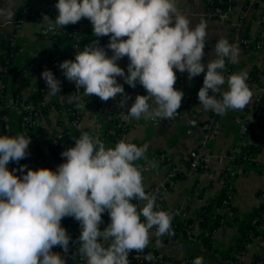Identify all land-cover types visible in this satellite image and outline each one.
I'll return each mask as SVG.
<instances>
[{"label": "clouds", "instance_id": "1", "mask_svg": "<svg viewBox=\"0 0 264 264\" xmlns=\"http://www.w3.org/2000/svg\"><path fill=\"white\" fill-rule=\"evenodd\" d=\"M55 8L54 19L42 16L43 27L55 31L86 18L95 37H109L111 56L93 40L74 60L59 64L77 90L105 102L122 95V107L129 97L117 77L146 90L147 95L135 97L126 118L173 119L184 96L174 88L176 71L187 72L190 80L204 73L198 90L204 111L223 116L244 110L252 100L246 72L224 75L226 61L237 63L239 46L219 38L205 70L207 22L192 26L176 0H57ZM13 9L0 7V19L11 23ZM123 57L129 61L127 75L117 63ZM41 78L50 95L60 92L61 82L50 70H43ZM76 99L68 96L69 103ZM30 142L24 133L0 135V264H66L71 237L61 225L65 217L80 224L79 253L87 264H130L128 254L143 252L153 236L159 240L174 234L173 215L159 208L155 193H146L142 169L136 166L145 158L147 144L121 139L106 147L98 135L85 131L61 152L65 159L55 170L20 165L10 171V162L26 158ZM105 212L110 223L100 230ZM54 247L65 255L53 252ZM192 264H204V258L198 256Z\"/></svg>", "mask_w": 264, "mask_h": 264}, {"label": "crops", "instance_id": "2", "mask_svg": "<svg viewBox=\"0 0 264 264\" xmlns=\"http://www.w3.org/2000/svg\"><path fill=\"white\" fill-rule=\"evenodd\" d=\"M48 3L49 0H0V7L11 5L14 8L11 23L0 19V59L6 52L5 41L14 36V43L18 46L10 65L6 67L0 65V81L1 79L6 81L7 87L10 89L6 95L8 104L5 110L7 121L12 129L16 127L21 108L12 103L11 89L28 97L35 94L40 85L46 102L59 106L60 103L62 104L64 91L76 89L74 83L65 78L59 64L64 60H74L77 51H82L85 45L97 38L93 35L90 21L86 18H82L75 25L69 24L64 28L57 27L55 32L60 36L56 40L49 36L53 32H44L40 24L34 20L25 18L16 26V19L23 8L33 14L37 10L44 9ZM176 5L177 10L191 21L192 26L201 20L207 22L209 38L205 43L202 59L205 70L207 63L214 58L213 48L221 37L226 38L230 43L237 44L240 50L237 63L228 62L229 74L243 71L248 75L252 69L258 68L264 62V46L252 42L260 27H264V0H257L250 5L248 0H232V5L223 20L206 18L208 6L205 0H176ZM57 15L56 9L53 19ZM73 26L76 27L75 31L71 30ZM39 32L42 35H38ZM243 38L249 40L247 45L238 42ZM73 42L76 45L75 52L72 49ZM52 53L59 54V57H56L53 69L48 68L49 64L46 68L61 82V90L55 96L49 94L47 86L41 78L43 68L40 67L39 71L37 62L39 55H43L49 60ZM117 63L127 75L128 58L123 57ZM25 64H28L27 68L20 72ZM11 67L15 70L10 71ZM174 71L176 70L174 69ZM203 78L204 73H201L190 80L185 72V94L180 108L177 110V115L171 120L157 119L155 121L144 117L138 120L127 118L129 129L123 135V139L138 146L144 144L149 146L145 158L136 162V166L142 169L145 190L164 183L166 175L172 169L186 170L184 178H171L169 186L162 189L160 209L175 210L180 216L186 218L194 217L204 200H211L218 194L222 177L227 171L232 187L230 204L235 209L233 214L237 219H243L250 209L260 201L256 195L257 191H264V119L261 120V128L257 131L260 138V150L254 155L257 165L254 166L247 161L231 163L227 156L229 151L235 147L239 148L241 145L249 144L252 139L250 135L241 134L239 131L242 120L241 110H229L223 116L210 110H202L198 100V90L203 85ZM116 79L123 86L124 94L127 92L126 90L133 89L142 95H147L146 90L139 83L133 88L124 83L121 77ZM261 88L262 77L259 76L250 86L253 92L252 99L263 93ZM209 95H212L211 91H209ZM76 97L75 107L80 114L76 126H71L68 123L67 113L58 107L51 106L46 114L36 116L34 127L29 134L31 142L27 150L28 155L23 159L28 168L35 170L51 166L55 170L63 162L58 161L57 156L52 154V149L44 140H50L64 151L74 146L75 140L79 138L77 131L86 129L88 133L100 136L107 129L109 115L111 114L113 117L115 113L121 111V108L123 109L119 104L122 95L117 96L115 100L102 101L98 109H94L91 101L82 99L87 97L83 95L82 89L76 94ZM1 109L0 105V111ZM63 127L69 129V135L61 141L60 134ZM0 135H2L1 116ZM102 142L106 147H114V143L106 138L102 139ZM38 150L45 153L43 159L38 155ZM195 150H202L203 154L208 157L206 166L201 169L188 170L184 162L194 156ZM160 155L164 157V160L158 159ZM43 160L46 162V166ZM233 214L231 212L225 215V218L230 221V225L221 226L213 234L215 251L212 254L206 253L195 237L174 240L160 238L157 240L153 236L151 241L155 243L154 245L163 248V253L168 256L161 264H181V260L184 259L190 248L193 252L206 254L203 258L204 262L208 264H224L222 258L231 247L236 233L237 219L233 221ZM102 221L103 223L99 226L100 230L110 223L107 212L102 214ZM64 228L71 240L79 243L78 237L81 231L79 222L72 227ZM198 231L199 229L194 226V236ZM253 255L264 258V232L261 236L254 238L245 250L237 255V258L241 263H247ZM66 264H87V260L85 258L82 262L68 261Z\"/></svg>", "mask_w": 264, "mask_h": 264}, {"label": "trees", "instance_id": "3", "mask_svg": "<svg viewBox=\"0 0 264 264\" xmlns=\"http://www.w3.org/2000/svg\"><path fill=\"white\" fill-rule=\"evenodd\" d=\"M57 0H49L48 5L42 9L37 10L31 14L29 10H26L25 8L22 9L21 14L18 15V18L25 17L26 19L34 20L38 22L40 25V21L42 20L43 15H47L49 18H53L55 16V4ZM246 3V2H245ZM207 4V3H206ZM210 6H217L220 7L223 10L229 9L232 5V0H210L209 1ZM42 26V25H41ZM43 27V26H42ZM56 31V30H55ZM38 35H42L41 32L38 33ZM51 39H58L59 34L56 32H53L49 35ZM95 40L98 41L99 46L104 47L105 51L108 55H111V51L107 49V44L109 42L108 36L103 37H97ZM13 42V43H12ZM4 47L6 49L5 54L0 59V65L6 67L9 66L11 63V59L13 58L14 54L16 53L18 46L15 45L14 40L11 38L4 42ZM48 56V55H47ZM56 57H59V54H56ZM48 59L44 58L43 55H39L38 57V65H39V71L40 67L43 68V70L47 69V65L49 64ZM41 61V62H40ZM28 64L23 65V67L20 69V72L24 69H26ZM10 71L15 70V68L11 67L9 69ZM260 76V70L258 68H254L250 71V73L247 75V84L250 88L252 83L256 81ZM176 82L174 85V88L182 91L185 94V87H186V80H185V72L181 73L179 71H176ZM0 105L2 107L0 111L1 116V123H2V135H15L17 133H24L29 136V134L32 132L33 129V123L36 118V116L40 114H46L51 106H54L55 108L58 107L59 109L64 110L67 113L68 121H72L74 119L79 120L80 114L77 111L75 107V103L77 100H74L73 102H68V96L71 95L73 97H76V94L80 91L77 89H66L62 95V104L60 103L59 106L57 104H50L47 103L44 99V92L41 89V86L39 85L37 92L33 95H30L28 97L22 96L18 91L11 89V100L12 103L16 104L17 106H20V113L19 117L16 121V127L13 129L11 128V125L8 123L6 118V105L7 99L6 95L8 90H10L7 87L6 81H0ZM129 91V90H126ZM125 92V91H124ZM136 92V91H135ZM9 93V92H8ZM136 95H142L138 92H136ZM121 95H118V97ZM184 97V96H183ZM82 99H87L93 103L94 109H98L100 105L102 104V100L99 97L96 96H87L83 97ZM124 99V97L121 98V100ZM120 100V101H121ZM129 101V100H127ZM31 104V108L26 109L24 108L25 105ZM128 107L125 105L122 111L117 112L113 115L112 121L109 125V127L99 136L102 139H108L109 141L114 143V146L117 142H119L121 139H123V135L127 132L129 129V124L127 122L118 120L121 112H127ZM248 109V108H247ZM250 111L252 115L254 116L255 120L252 122L244 120L246 125L247 132L250 133L252 141L249 144H244L239 146V149L236 152H233L232 150L229 151L228 154L233 153L234 158L230 160L231 163H242L244 161L249 162L252 165H257L256 160L254 159V155L260 150V138L257 134V131L261 128V120L264 119V92L260 95L256 96V98L252 99V103L250 106ZM251 125L256 126L257 131H253L251 129ZM88 132L86 129L77 131V134L80 136L83 132ZM69 135V129L67 127H63L61 134H60V140H65ZM44 142L48 145L50 149H52V154L54 156H57V159L59 162H64V159L60 154L62 149L58 147V145L52 143L50 140H44ZM197 153V150L194 151V154ZM44 152L38 150V155L40 157H44ZM228 156V155H227ZM193 157H190L186 162H184V165L187 166V169H201L203 167L197 165V167H191L190 163L192 161ZM44 165L46 166V162L43 160ZM20 165H25L23 160L17 164L16 162H10L8 165L9 170L11 171L13 168H19ZM49 169L54 170L51 166L47 167ZM186 171V170H185ZM185 171H178L174 170L172 178L174 179H180L184 178ZM19 175V172L16 173ZM230 185V182L228 180V173L223 175L222 177V184L219 189L218 194L215 196V198L211 200H204L203 203L200 206L199 211L196 213L194 217H182L176 212L175 210L168 211L173 215V222H172V235L162 236L160 238H169V239H191L192 237H195L196 240H199V243L201 247L204 249V251L208 254H212L215 251L214 243H213V234L223 225H230V221H228L225 218L226 211L232 212V214L235 212L234 206L230 204L228 195L226 193V187ZM169 186V183L166 182L164 184V187L167 188ZM146 191V190H145ZM160 193H156V195L159 196ZM161 195V194H160ZM257 197L259 198V202L256 206L252 207L250 211L247 213V215L243 219H237L236 216L233 214V221H236L237 219V227H236V233L233 240V243L231 247L229 248L228 252L224 255L222 258L223 263L227 262V264L231 263H238V264H264V258L260 257L258 255H253L251 260L247 263H241L237 255L245 250L246 246L256 237L261 236V234L264 232V191H257L256 193ZM158 202H162V199H157ZM225 208V210H224ZM143 220V218H142ZM74 218L72 217H65L61 221V225L63 227H72L75 223H77ZM194 226H196L199 231L195 234H193ZM66 229V228H65ZM154 231V230H153ZM159 238V239H160ZM152 240V239H151ZM149 242L148 247L145 248L146 251L152 250L155 252H161L162 253V261H164L168 256L163 253V248L158 247L154 245L155 243L153 241ZM69 246L71 245V239L69 242ZM199 254L196 252H193L191 248L187 251L186 256L183 260H181V264H192V261L198 257V256H205L206 254ZM82 262V261H78ZM130 264H159L157 262H152L148 260H143L141 262L139 261H129ZM204 264H208L204 262Z\"/></svg>", "mask_w": 264, "mask_h": 264}, {"label": "built area", "instance_id": "4", "mask_svg": "<svg viewBox=\"0 0 264 264\" xmlns=\"http://www.w3.org/2000/svg\"><path fill=\"white\" fill-rule=\"evenodd\" d=\"M205 1H206V3H207V6H208V11H207V13H206V18H209V19H210V18H214V19H222V20L226 18V14H227L228 9L223 10V9H221L220 7H217V6H210V5H209V1H210V0H205ZM256 1H257V0H248V3H249V5H250V4L255 3ZM24 20H25V17L17 18V19H16V23H15L16 26H18V25H19L21 22H23ZM74 25H75V24H74ZM40 26H41V25H40ZM42 28L44 29V32H47V31H48V32H55V31H52L51 28H45V27H42V26H41V29H42ZM71 30L75 31V30H76V27L73 26ZM14 38H15V37L12 36V39H13V40H14ZM238 42H239L240 44L247 45V44L249 43V40L243 38V39L238 40ZM252 42H254L255 44H257V45H259V46H260V45L264 46V27H260V29L258 30V32H257V34H256V36H255V38H254V40H253ZM12 43H13V42H12ZM72 49L74 50V52L76 51V45H75V42H73V44H72ZM48 61H49L48 68L53 69V67H54V65H55V63H56V62H55V61H56V55L52 53V54L50 55ZM228 65H229L228 62H226V68H227V71L224 73V75H225L226 77H227L228 75H230V74H229ZM258 69L260 70V76L262 77V88H261V89H262V91L264 92V62L261 63V65L258 67ZM125 95L129 97V99H128L129 101L126 102V106H127V107H130L131 104L134 102L135 97L137 96V95H136V92H135L133 89H130L129 91H127V92L125 93ZM122 100H123V99H122ZM122 100L120 101L119 104H121ZM251 103H252V100H251V102L246 106V110H241L242 120H241V122H240V126H239V131H240L241 134H248V135H250V133L247 132V130H246V125H245V123H244L245 121H244L243 119H246V120L249 121V122H252V121L255 120L254 116L252 115V113H251V111H250V109H249L250 106H251ZM24 108H26V109L31 108V104H27V105H25ZM247 108H248V109H247ZM121 109H122V108H121ZM121 111H122V110H121ZM118 112H120V111H118ZM118 120H121V121L127 122L126 112H121V113H120V116H119V118H118ZM69 123L71 124V126H76L77 123H78V120H77V119H74V120L70 121ZM204 127L206 128V125H204ZM250 127H251V129H253V131H257L256 126L251 125ZM238 149H239L238 147H235V148L232 149V151H233V152H236ZM228 157H229V159L231 160V159L234 158V154L231 153V154L228 155ZM158 159H159V160H164V157H163L162 155H160V156L158 157ZM207 160H208V157H207L206 155L203 154L202 150H199V151H197L196 154H194L193 159H192V161H191V163H190V166H191V167H194V166L197 167V165H199V166L205 168ZM174 170H177V169H172V171H170V172L166 175L164 183L151 187L150 189L146 190V193H155V194H156V193H160V194H161L162 189L165 188V187H164V184H165L166 182H168V183L171 182V178H172V175H173V171H174ZM226 193H227V195H228L229 202H230V198H231V196H232V187H231V185H229V186L226 187ZM160 194H159V196L156 195V196H157V199H161V195H160ZM133 202H134V203H140V204H142V202H138V201H133ZM160 204H161L160 201L158 202V200H157V205L159 206ZM224 210H225V208H224ZM229 213H231V212H230V211H226V214H229ZM71 245H72V246H69V252H68L67 257H66V262H68V261H83V260H85L86 257L81 256L80 253H79L80 244H79V243H75V242H73V241L71 240ZM53 252H59L62 256L65 255V254L63 253V250H62L61 248H59V247H54V248H53ZM149 253H151V255L153 256V259L150 260V261H152V262H157V263H159V264L162 263V253H161V252H155V251H152V250H148V251H146L145 249H144V251L141 252V253H135L134 251L130 252V253L128 254V260H129V261H139V262H141V261H143V260H146L144 257H145L147 254H149ZM148 261H149V260H148ZM224 264H227V262H224ZM228 264H229V263H228ZM231 264H238V263H231Z\"/></svg>", "mask_w": 264, "mask_h": 264}, {"label": "water", "instance_id": "5", "mask_svg": "<svg viewBox=\"0 0 264 264\" xmlns=\"http://www.w3.org/2000/svg\"><path fill=\"white\" fill-rule=\"evenodd\" d=\"M111 118H112V115L110 114L109 117H108V119H107V126H106V128L109 127V123L111 122Z\"/></svg>", "mask_w": 264, "mask_h": 264}, {"label": "rangeland", "instance_id": "6", "mask_svg": "<svg viewBox=\"0 0 264 264\" xmlns=\"http://www.w3.org/2000/svg\"><path fill=\"white\" fill-rule=\"evenodd\" d=\"M69 123V122H68Z\"/></svg>", "mask_w": 264, "mask_h": 264}]
</instances>
